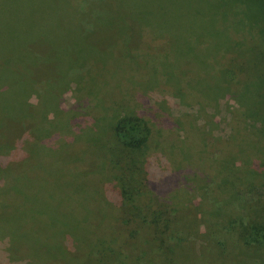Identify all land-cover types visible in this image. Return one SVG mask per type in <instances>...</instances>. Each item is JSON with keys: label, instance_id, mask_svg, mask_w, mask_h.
Returning <instances> with one entry per match:
<instances>
[{"label": "trees", "instance_id": "trees-1", "mask_svg": "<svg viewBox=\"0 0 264 264\" xmlns=\"http://www.w3.org/2000/svg\"><path fill=\"white\" fill-rule=\"evenodd\" d=\"M66 1L69 2V0H33L25 11L33 10L41 21L38 24L17 23V27L12 31L14 36L25 35L26 41L32 42L38 36H43L42 38L49 37L51 41H57L59 45L61 34L65 37L63 36L60 43H67L65 38L71 40L73 43L70 46L59 48L55 57L60 59L58 66L59 68L79 66L86 69L85 81L90 79L92 83V86L86 85V93L87 96H92L94 101L87 97L83 98L86 94L83 93L80 100L65 112L59 109L58 116H50L49 113L52 112L50 107L58 103L56 101L59 99L58 95H67L66 91L60 87L53 88L54 86L51 88L56 89L55 92L43 88L44 85H40L36 79L41 78V74L44 73L36 67L34 71L26 67L3 68L8 73H15V81L7 92L2 90L0 94V216L7 223L16 220L21 223L27 219L26 216H30L36 219L30 221L31 230H36L40 225L56 230L57 223L53 219L56 215L52 214L51 203L43 199L50 192L47 182L57 180L62 192H65L64 209L68 208L67 205L71 204L69 201L72 200L77 201L76 207L83 208L85 205L82 199L86 201L90 197L81 196L80 178L91 173L87 170H93L97 188L102 189L104 182L110 183L115 196L118 197V211L124 208L127 213H132L131 217L136 215L143 223L150 222V227L155 226L154 236L143 240L147 246L152 243L154 248L150 245L136 260L130 257L125 260L119 259L118 254L121 255L120 249L118 250L119 243L107 236L106 232L101 234L97 232L100 225L97 219L106 209L103 205H98L99 210L94 213L89 212L90 208L85 207V214L93 216L89 229L84 223H79V228L75 230L70 221L58 222L61 227L57 230L63 231L62 239L67 242L60 241L63 251L57 245L58 233H55L56 238L54 236L53 241L46 243L44 250L31 247V253L20 261L13 263L16 260L10 262L9 257L1 258L0 264H20L26 260L34 264H74L82 261L84 264H129L131 261L134 264H142V261H146L153 254L173 264V260L179 258L178 253L187 255L184 259L189 263L264 264V215L262 216L264 201L250 203L243 194L245 188L248 190L253 188V181L260 172L258 170L254 172L253 169L247 172L241 168L238 171L236 158L234 155H229V152L224 156L210 157L208 141L210 131L198 127L197 123L201 116L206 117L207 122L213 123V119L218 118L216 101L219 96L231 94V97L245 109V114L254 118L256 122L260 121L261 126H256L254 132L264 143V100L249 101L247 95L243 94V87L253 86L251 82H243L235 88L231 86L232 81H236L234 79L236 74L234 75L233 72L246 73L247 76L255 73L254 77L261 78L259 80L264 84V48L261 42L239 46L235 58L241 59L245 68L239 63L235 64L237 68H231L229 66L231 56L222 54L221 57L229 64L218 71L214 70L213 73L212 68H217L218 62L215 56L211 57L212 61L208 60V56L217 53L210 51L205 57L197 46L204 41L201 38L190 37V42L188 36L179 52L170 51V43L158 45L166 51L163 55L149 51L144 39L156 34L155 14L136 12L134 16L133 9L129 6L125 7L123 0H115L117 2L113 1L116 7L115 14L106 15L104 20L107 21L103 20L104 22L98 25L100 29H95L101 40L94 43L90 42V36L86 34V26L81 18L88 4H98L103 0H75L72 12L67 9ZM90 1L92 2L87 4ZM19 3L28 4L25 0ZM141 19L145 21L142 23ZM133 23L140 29L142 39L139 42L132 31ZM164 25V22L160 23V28L162 26L164 29ZM56 35H59L58 40H55ZM107 41H110V44L104 46ZM131 43H135L136 46H131ZM244 44H248V41ZM21 50L18 48L19 59H16L15 53L11 51L12 54L8 56L9 61L21 62L26 58ZM122 50L126 53L124 54ZM155 56L161 57V66L155 62L157 61ZM232 61L235 60L232 58ZM31 63L34 65L37 62ZM59 70L61 75L65 74L64 69ZM128 70L138 82L140 78L146 77L145 91L151 89L155 83V94L158 95L155 96L153 104H149L150 91L143 93L140 98L135 94L129 99V87L126 86V92L121 90L119 85L116 84V87L110 84L109 77L111 78L112 75L114 76L112 78L118 77V73L123 74L122 79L131 82V76L124 74ZM221 82L223 85L220 87L218 84ZM81 86L82 82H78L75 91ZM65 87H69V83H66ZM185 92L198 101V112L191 116L187 114L191 117L190 121L180 119L185 121L179 126L184 132V137L179 138L180 145L177 147L180 149L181 157L176 160V164L173 161L170 164L169 150H175V141H167V137L162 135L159 120L157 119L155 123L147 119L142 114L141 108L154 111L156 117H165L163 114H168L169 106L165 94L180 98ZM37 99L39 104L36 103L35 106ZM208 105L216 110L213 114L207 113ZM76 121L80 123L79 126L74 125ZM23 122L31 124H27V127L22 124ZM176 125L178 126V122ZM18 128L23 135L27 129L30 130L22 142L19 140L21 137L18 136L20 131L16 132ZM157 132L164 137L159 138ZM231 137L232 135L228 136L227 141H231ZM46 138L48 140H43ZM64 138L66 140L62 141ZM19 141L21 148L16 147ZM19 149L23 150V154L19 159H15L13 151ZM154 152L156 165L161 168L159 166L162 164L161 161L166 160L167 167L173 168L177 177V185L172 193L174 199L177 197L181 200L176 203L178 206L176 210L196 208L193 211L189 210L190 212L181 216V219L178 217L172 222L167 218L162 219L164 213L159 211L156 212L155 217L153 214L149 216L151 215L149 212L153 211L149 208L153 207L154 197L152 191L148 190L150 182L148 178L152 177L150 164L154 159L147 158V155L153 156ZM194 153L197 154V160H192ZM200 153L206 154L205 158L209 163L204 159L199 161ZM261 154L263 156L260 157L259 166L257 162L255 163L257 167L264 166V152ZM87 157L90 162L92 157H95V163L87 165ZM34 161L44 170L40 171L41 175L38 178L33 176L27 179V175L31 176L33 173L26 171L35 163ZM73 163H78V167L82 169L74 171ZM211 167L217 170L216 175L210 172ZM16 168L21 174H14ZM260 169L264 170V167ZM223 171L226 175L218 177V172ZM46 172L53 176L49 179L44 176ZM246 175L247 179H250L248 182H245ZM88 178L90 176L83 179ZM33 182L46 184L37 190L28 188L27 186ZM221 191L229 192L238 206L234 207V203H231L232 199L222 196ZM171 195L169 194V197L166 195L167 200L171 201ZM10 202L14 206L13 209L8 207ZM7 207L9 209H6ZM234 208L240 209V215L234 211ZM192 213L194 214L191 215ZM222 215L227 217L223 218ZM43 218H46L49 224H46ZM117 218L118 215H114L109 224H116ZM41 220L43 223H39ZM200 221L203 223L202 226H198ZM219 236L221 237L217 239ZM196 245L197 253L194 252ZM13 253L12 256L16 255V252ZM44 254L47 255V261H39L40 255Z\"/></svg>", "mask_w": 264, "mask_h": 264}, {"label": "rangeland", "instance_id": "rangeland-1", "mask_svg": "<svg viewBox=\"0 0 264 264\" xmlns=\"http://www.w3.org/2000/svg\"><path fill=\"white\" fill-rule=\"evenodd\" d=\"M28 2V4H21V0H0V94L2 93V90L7 92L8 88H11L12 83L15 81V73H8L3 68H11V67H26L27 69H32L34 71L35 67L40 70L44 75L41 74V78L36 79L39 81L40 85L43 88H47L48 91H50L53 87H60L62 90L66 91L67 95H58L59 99L56 101V105H52L50 109L52 112L49 113L50 116H58L59 109L65 112L67 108H70L72 104H75L79 98L82 96L83 93H86V85L89 84L92 86L91 80L88 79V81H85L87 78V70L83 68H79L77 66L76 68H59L58 61L59 58H55L59 52V48H65V45L70 46L73 42L67 38L65 40L67 43H60L63 39V34L59 37V35H56L57 38L55 40H58L59 38H62L59 40V45L57 41H51L49 37L38 36L37 39L32 41H26L27 37L25 35L21 36H14L13 29L17 27V23L21 22H29L32 24H38L41 19L37 17L33 10L25 11V8H29L30 5L33 3V0H25ZM115 0H103L98 4H88L85 9L84 13L82 15V21L85 24L86 28V34L88 37L90 36V42L98 43L99 40H101V36L99 37L97 32H95V29H98V25L100 23H103L106 15H114L115 14V4L113 3ZM124 6H129L133 9V14L135 16L136 12H142L147 14H155V28H156V34L150 37H146L144 39L145 45L148 44L149 51L153 54L156 52L159 55H163L166 51L163 50L164 48H160L158 45H166V43L171 44L170 51L179 52L181 50V46L183 43H185L186 38L189 36L190 42L191 38H201L204 41H201V43H198V50L204 53V56L207 57L208 53L215 52L217 55L213 54L208 56V60L212 61L213 56L216 57V60L218 62L217 68L214 70L227 67L229 63L225 61V59L222 56V54L228 56H231V62L230 67L231 68H237L235 66L236 63H239L243 65L242 67L245 68L243 61L239 58H235L236 53L238 52L239 46L243 47L246 45H250V43H260L263 45L264 48V0H123ZM75 0H69L66 1L67 9L69 11H74V4ZM116 2V1H115ZM117 3V2H116ZM25 6V7H22ZM87 14V15H86ZM147 16V15H146ZM84 17V20H83ZM137 18V17H135ZM114 19V18H113ZM116 19V18H115ZM104 20V21H103ZM112 20V19H111ZM131 20V19H130ZM139 22V20H137ZM145 19H141L140 22H144ZM164 22L165 28L162 29V26L160 28V23ZM132 31L134 32L135 39L141 40L142 36L139 33L140 29L139 26H136L135 23ZM132 26V25H131ZM100 29V28H99ZM147 30V29H146ZM133 35V34H132ZM161 36V37H160ZM19 37V38H18ZM65 37V36H64ZM156 37V38H155ZM160 37V38H158ZM191 37V38H190ZM193 39V40H194ZM200 39V40H201ZM247 39V40H246ZM112 41V40H110ZM110 41L105 42V45H109ZM143 41V42H144ZM248 41V44H244V42ZM131 46H136L135 43H131ZM126 46V45H123ZM142 46V45H141ZM17 47V48H16ZM238 47V48H237ZM18 48H21L23 55L26 58H23L21 62H18L16 59H19V55L17 54ZM125 49V47H123ZM14 52L16 55L15 61L12 62L9 61L10 53ZM34 51V52H33ZM227 51V52H225ZM122 52L125 54L126 52L122 50ZM8 54V55H6ZM12 54V53H11ZM18 56V58H17ZM202 56V55H201ZM248 56V55H247ZM54 57V58H53ZM212 57V58H211ZM161 57L155 56V61L157 65L161 66ZM172 59V57H170ZM232 58L235 61H232ZM247 58V57H246ZM37 62L36 64H32L31 62ZM152 66V65H151ZM247 68V67H246ZM59 69H64L63 72L65 74L61 75ZM234 70V69H232ZM257 72V71H256ZM234 79L236 81H232L231 86L233 88L243 84L244 83H250L253 86L249 87H243V94L247 95V98L249 101H260L264 100V84L262 83L261 78H255L253 74L250 76H247L246 73H239V72H233ZM259 73V72H258ZM125 75L131 76V82H128L125 79H122L123 74L120 75L118 73V77H114L113 75L111 78L109 77L111 81V85H119L121 90H124L127 92V87H129L130 96H128L129 99L133 98L132 95L137 94V96L140 98L143 93H148L150 91L149 96V104H153L155 102V96L158 94H155V83L152 86L151 89H147V91L144 90L145 88V79L146 77L140 78V81L138 82L137 79L133 78L130 74V70L128 72H124ZM233 75V76H234ZM233 78V77H232ZM260 79V80H259ZM245 80V81H244ZM82 82V86L78 91H75V87L77 86V83ZM239 82V83H238ZM66 83H69V87H65ZM238 83V84H237ZM48 85L50 87H48ZM116 85V87H117ZM220 87L223 85V83L218 84ZM53 90V89H52ZM54 92L56 91L53 90ZM233 91V90H232ZM185 95L183 97H175L172 95H168L167 93L166 98L168 100V114H163L165 117H156V113L152 110H149L148 108H141L142 114L145 115L147 119H150L156 123L157 119L159 120L162 127V135L167 137V141L172 142L175 141V150L170 151L169 150V156L171 158V161L176 164V160H179L180 156V149H177L179 144V138L184 137V132H182V129H179V126L183 124V120L180 119H189V116L193 115L194 113L198 112L199 103L193 96H190L189 93L185 92ZM232 95H220L218 100L216 101V104L218 105L219 112L217 113L218 118L213 119V123L207 122L206 117H202L198 120V127H204L205 131H210V135L208 138L209 141V156L212 157L213 155L217 156H224L227 152H229V155H234L237 162V168L238 171H240V168L243 169V171H249L253 169L255 172L258 170L260 172L259 176L256 175V179L253 181V188L247 189L245 188L243 191V194L247 201H250V203H255L259 201H264V170H261L260 168H263L264 166L257 167L255 163H259L261 160L260 157L263 155L261 152H264V143L263 140L256 135L254 131L255 127H260V121H255L254 118L251 116L245 114V109L241 107L240 104H238L237 101H235L232 97ZM87 97V99L94 101L92 96H87V93L83 98ZM134 101V99H133ZM131 102V101H130ZM129 102V103H130ZM39 104L38 99L35 101ZM53 104V103H51ZM207 113H214L216 110L213 109L211 105L206 106ZM68 112V111H67ZM189 116H188V115ZM8 121V120H7ZM178 122V126L176 123ZM24 126H27V124L31 123H22ZM80 123L77 121L74 125L79 126ZM28 127V126H27ZM179 129V130H178ZM21 129H16V132H19ZM178 130V131H177ZM12 131L15 132L12 128ZM11 131V133H12ZM30 130L27 129L26 133L23 135L21 134V131L18 133V136L21 137L19 140L21 142L27 137V132L29 133ZM159 138H163L164 136L159 134V132L156 133ZM232 135V140H229L228 136ZM155 136V135H154ZM50 137V136H49ZM52 138V137H51ZM173 138V139H171ZM157 139V138H156ZM216 139V140H215ZM48 140V138L43 139ZM40 140V141H43ZM66 138L62 139V141H65ZM39 141V144L41 143ZM166 141V142H167ZM174 143V142H173ZM211 143V144H210ZM37 145V143H35ZM177 144V145H176ZM213 145V146H212ZM16 147L21 148L20 141L16 145ZM37 147H40L37 145ZM155 151V148L153 149ZM212 151V152H211ZM15 154L13 157L15 159H19L21 155L23 154V150L19 149L17 151H13ZM211 152V154H210ZM167 153V152H166ZM206 154H201V158L199 161H202L204 159L207 163H209V160L205 158ZM151 158L152 163L150 164V172H151V179L148 178L150 181L148 184V190L152 191L154 202L153 207H150L149 209H152L153 211H150L149 213L152 216V214L155 217L156 212L164 213V216H162V219L165 220L167 218L170 220V222L174 221L176 218L179 217L181 219V216L186 215L196 208H186L183 210H176L178 206H176L177 202H180V198L174 199V193H172L173 189H175L177 185V177L174 174L173 168L170 166L167 167L166 160L161 161V165H159L161 168H159L155 163V152L152 155H147V158ZM166 157V156H165ZM231 157V156H229ZM95 157H92L91 162L89 161V158L87 157V165H92L95 163L94 161ZM192 160H197V154L194 153ZM35 163L30 165L28 167V171H31L33 174L31 176L27 175L28 177L32 178L35 176L38 178V176L41 175V172L44 170L41 168L42 166L38 165L36 161ZM13 164V163H12ZM74 171H79L82 168H79L78 163H73ZM245 166V167H242ZM259 166V164H258ZM18 168H16V171L14 174H21L17 171ZM94 169V168H91ZM41 171V172H40ZM91 172L89 175L90 178L83 179L86 176H82L80 179V183L82 186H79V189L82 191L81 196L88 195L90 198L84 201V205L86 208H90L89 212L94 213L96 210H99V206L105 207V213L99 217L98 222L100 223L99 227L97 228L99 231V234L106 232L107 236L112 237L115 242L119 243V253L118 254L119 259H124L127 257H130L132 260H136L137 257L141 256V252L145 251L146 248H149L147 246V243L143 240L145 238L150 239L155 234V226L149 225V223H143L141 221V218L134 215L131 217L132 213H127V211H124V208L119 209L118 211V197L115 196L113 188L110 186V183L104 182L103 188L101 187L97 188V182L94 179V173L93 170L89 171ZM38 172H40L38 174ZM210 172H213L215 175L217 174V170H214V167H211ZM44 173V172H43ZM47 173V174H46ZM44 176L48 177L49 179L52 174L46 172ZM222 173V174H221ZM219 173L218 177H221L222 175H226V172L223 171ZM26 178V177H25ZM47 178V181H48ZM250 179H247V175L245 177V182H248ZM46 181V182H47ZM55 181V183H54ZM47 182L49 189V195L45 196L43 199L49 203H51L53 212L52 214H55L56 216L53 217L54 221L57 223L56 230H53L52 228H47L45 225H40L37 227L36 230H31L29 227L32 226L30 224V221L34 218H31L30 216H26L27 219H25L23 222H18L19 220L13 221L12 223L6 222L3 217L0 216V259L8 258L11 260L10 262L16 263L20 261L23 257H27L31 252V247L34 249H45L46 243L49 241H53V237L55 236V233L57 234L58 238V247L61 248L63 251V248L60 244V241L63 240V231H58L57 229L61 227L58 222L66 220L67 222H71V226L77 230L79 228V223H84L85 227L88 228L89 224L93 220L92 215H86V208L85 207H76L77 201L72 200L69 201V205H67V209H64V199L66 198L64 195V191L62 192V189L59 187V183L57 180ZM26 181H24L25 183ZM29 184V182L27 181ZM77 183V181H76ZM46 183L42 182H35L28 185V188H34V190L40 189V187L45 186ZM82 187V188H81ZM75 189V188H74ZM32 190V189H31ZM103 190V191H101ZM101 192L100 194L98 192ZM231 191V190H230ZM222 196L227 197L229 199H232V204L234 207H237V201H233V196L227 193H223L221 191ZM172 194L171 201L167 200L166 195ZM15 195V194H14ZM13 195V197H14ZM50 195H52L50 198H48ZM11 195H9L10 198ZM169 197V196H168ZM14 202V199H13ZM17 202V201H16ZM116 204H114V203ZM236 202V203H235ZM11 202L8 207H11L13 209V205L11 206ZM66 205V204H65ZM99 205V206H98ZM6 209H9V208ZM101 208V207H100ZM5 209V210H6ZM46 209H48V206L46 205ZM47 211V210H46ZM234 211L240 212V209H235ZM192 213L191 215H193ZM47 215V213H46ZM114 215H118L117 223L114 225H110L112 218H114ZM264 213L262 214V216ZM66 216V218L64 217ZM222 217H227L226 215H222ZM238 217V216H237ZM21 218V217H19ZM17 218V219H19ZM36 218V217H35ZM41 218V217H40ZM47 218V217H46ZM46 218H43V221L46 224H49ZM2 219V220H1ZM42 219V218H41ZM148 219V218H147ZM36 220V219H34ZM150 220V219H148ZM41 220L39 223H43ZM145 221V220H144ZM203 223L200 221L198 226H202ZM173 226V225H172ZM108 227V228H106ZM25 228V229H20ZM89 229V228H88ZM96 229V228H95ZM95 229H90L91 231H94ZM115 233V234H112ZM149 236V237H147ZM212 237V234H211ZM221 236H219L217 239H219ZM52 238V239H51ZM56 238V236H55ZM68 240V238H67ZM147 241V240H146ZM153 247V245H151ZM154 248V247H153ZM197 245L194 247V252L197 253ZM231 251V250H230ZM16 252V255L14 253ZM12 253L14 254L12 256ZM78 253V252H77ZM194 253V254H195ZM127 256H125V255ZM59 255L61 256V252H59ZM47 255H40L39 261L45 262L47 261ZM187 255H183L182 253H178V257L174 259L173 264H201L200 262H194L189 263L186 261ZM181 258V259H180ZM221 259V257L219 258ZM139 260V259H138ZM188 260V259H187ZM205 261V260H204ZM20 264H34L31 261L27 262L24 261ZM38 264V263H36ZM74 264H84V261L81 263H74ZM129 264H134V262H130ZM142 264H169L167 261H163V259L159 256L148 257L146 261H142Z\"/></svg>", "mask_w": 264, "mask_h": 264}]
</instances>
